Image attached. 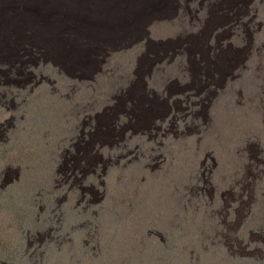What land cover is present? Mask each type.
Instances as JSON below:
<instances>
[{"label":"rangeland","instance_id":"rangeland-1","mask_svg":"<svg viewBox=\"0 0 264 264\" xmlns=\"http://www.w3.org/2000/svg\"><path fill=\"white\" fill-rule=\"evenodd\" d=\"M187 1L124 0L98 56V40L47 39L90 37L95 0H0V90L17 93L0 106V264H264V0ZM214 58L204 100L196 63Z\"/></svg>","mask_w":264,"mask_h":264},{"label":"bare ground","instance_id":"bare-ground-1","mask_svg":"<svg viewBox=\"0 0 264 264\" xmlns=\"http://www.w3.org/2000/svg\"><path fill=\"white\" fill-rule=\"evenodd\" d=\"M62 1V0H61ZM112 1H114V0H95V5H94V8H93V13H95V18L94 19H92L91 20V22H90V20H88V22L85 24L86 26L87 25H89V24H92V25H90V26H92V28L90 29V33H91V36L93 35V36H96V39H93V40H98V52H97V54H98V56H99V50L101 49V52L103 51V43L104 42H107V41H110V40H112L116 35H117V33H115L116 32V30L114 29V17H115V15H116V10L114 9V7H113V5H112ZM233 2V1H232ZM12 3V2H11ZM195 3H196V1L195 0H190V4H189V6L187 7V10H191L192 9V4H193V6L195 5ZM203 3V2H202ZM1 4V3H0ZM5 4V3H4ZM7 4H8V2H7ZM60 4V3H59ZM136 4L138 5L139 3L138 2H136ZM232 4V3H231ZM231 4H229V5H231ZM3 5V4H2ZM137 5H136V8H137ZM7 7H8V5H7ZM10 7V6H9ZM8 7V8H9ZM31 7V6H30ZM179 7H181V5L180 4H178V8ZM203 7V10H204V6H202ZM229 7V6H228ZM233 7L236 9V7L233 5ZM238 7V6H237ZM182 8V7H181ZM198 8V7H197ZM196 8V9H197ZM243 8V7H242ZM215 9V8H214ZM213 9V10H214ZM32 10V9H31ZM30 10V11H31ZM202 10V11H203ZM211 10V9H210ZM231 10V9H230ZM233 10V9H232ZM239 10V9H238ZM28 11V10H27ZM199 11V10H198ZM29 12V11H28ZM55 12V11H54ZM211 12V11H210ZM213 12V11H212ZM216 12V11H215ZM241 12V11H240ZM32 13H34V12H32ZM56 13H58V12H56ZM60 13V12H59ZM192 13V12H191ZM200 13H202V12H200ZM200 13L198 12L197 13V15L196 16H194V17H196V18H193V17H191L190 15V17L191 18H189V26H192V30L190 31V30H188V34L190 35V37H196L197 36V34H198V32L199 31H201V26H202V24L203 23H205L206 21H207V16H205V14H202V15H200ZM237 13V12H236ZM239 13V12H238ZM238 13L236 14L237 16H238ZM29 14V13H28ZM215 14V13H214ZM213 14V15H214ZM243 14V13H242ZM186 15H187V12L185 11V12H183L182 13V15H180V9H178L177 10V13H176V19L179 17V16H181L182 18H183V16H184V21H183V26H184V24L187 22V17H186ZM29 16H30V14H29ZM60 16V15H59ZM211 17V16H210ZM214 17V16H213ZM216 17V16H215ZM49 18V17H48ZM47 18V19H48ZM135 18V17H134ZM180 18V17H179ZM187 18V19H186ZM212 18V17H211ZM218 18V17H217ZM225 18V17H224ZM229 18H230V16H229ZM238 18H240L239 16H238ZM25 19V18H24ZM28 19H31V18H28ZM46 19V20H47ZM58 19V18H57ZM216 19V18H215ZM228 19V18H227ZM1 20V19H0ZM23 20V19H22ZM44 20V19H43ZM81 20V19H80ZM210 20V19H209ZM232 20V19H231ZM20 21V20H19ZM31 21V20H30ZM37 21V20H36ZM68 21V20H67ZM82 21V20H81ZM225 21V20H224ZM239 20L237 19V22H238ZM4 22V21H3ZM3 22H2V24H3ZM34 22V24H35V21H33ZM43 22V21H42ZM77 22V21H76ZM213 22V21H212ZM8 23V22H7ZM16 23V22H15ZM19 23V22H18ZM45 23V22H44ZM43 23V24H44ZM225 23V22H224ZM227 23V22H226ZM67 24V23H66ZM206 24V23H205ZM204 24V25H205ZM238 24V23H237ZM18 25V24H17ZM31 25V24H30ZM220 25H221V23H220ZM223 25V24H222ZM221 25V26H222ZM230 25H231V23H230ZM236 25V24H235ZM6 27V25H3V27ZM14 26V25H13ZM13 26H12V29H13ZM32 26H34V25H32ZM32 26H31V28H32ZM47 26V25H46ZM54 26V25H53ZM84 26V25H83ZM97 26V27H96ZM182 26V27H183ZM0 27H2V26H0ZM10 27V26H9ZM37 27V26H36ZM39 27H41V26H39ZM69 27V26H68ZM78 27V26H77ZM88 27V26H87ZM7 28V27H6ZM35 28V27H34ZM33 28V29H34ZM47 28V27H46ZM188 28V27H187ZM197 28V29H196ZM231 28V27H230ZM239 28V27H238ZM39 29V28H38ZM53 31H51L50 30V33H48V37H47V39H50V40H52V41H55V42H62V41H68V39H70V38H76V37H78V38H82V37H87V34L85 35V34H83L82 33V36L80 35V34H76L74 31L72 32V30L71 29H68V28H66L65 30H61V32L54 26L53 28ZM83 29V28H82ZM206 29V28H205ZM209 29V28H208ZM214 29H216V28H214ZM1 30V29H0ZM29 28L28 27H26V26H24L23 24H19L18 25V27L16 28V34L13 36V37H15V39H18V41H30L33 37L31 36L32 35V32L30 33V34H26V32L28 31L29 32ZM45 30V29H44ZM78 30V29H77ZM95 30V32H96V34H94L93 33V31ZM230 30V29H229ZM231 30H232V28H231ZM5 31V30H4ZM11 31V30H10ZM204 31V30H203ZM206 31H207V29H206ZM205 31V32H206ZM215 31V30H214ZM214 31H212L213 32V35H210V37H209V42L212 40V37L214 36L215 37V35L216 34H214ZM225 31H226V29H225ZM228 31V30H227ZM3 32V31H2ZM48 32V31H47ZM83 32V31H82ZM190 32V33H189ZM219 32V31H218ZM230 32V31H229ZM4 33V32H3ZM38 33V32H37ZM81 33V32H80ZM195 33V34H194ZM224 33H226V32H224ZM235 33V32H234ZM233 32H232V34H234ZM238 33V32H237ZM257 33V32H256ZM7 34V33H6ZM13 34V33H12ZM47 34V33H46ZM210 34V33H209ZM9 35V34H8ZM38 35H39V33H38ZM44 35V34H43ZM49 35H51V38L49 37ZM204 35V34H203ZM202 35V36H203ZM4 36V35H3ZM6 36V35H5ZM42 36V35H41ZM46 36V35H45ZM229 36V35H228ZM233 36H235V35H233ZM237 36H239V35H237ZM8 37V36H7ZM189 37V38H190ZM252 37H253V34H252ZM35 38V37H34ZM37 38V37H36ZM44 38V37H43ZM142 38H144V37H142ZM141 38V39H142ZM206 38V37H205ZM13 39V38H12ZM46 39V38H45ZM196 39V38H195ZM200 39V38H199ZM204 39V38H203ZM227 39H230V40H232L231 39V36L230 37H227V35L226 36H224V37H222V38H220L219 40L221 41V42H223L224 40H227ZM241 39V38H240ZM14 40V39H13ZM77 40V39H76ZM79 40V39H78ZM83 40V39H82ZM139 40V39H138ZM202 40V39H201ZM204 40H206V39H204ZM73 41V40H72ZM193 41H194V39H193ZM197 41H198V39H197ZM84 42V41H83ZM195 42V41H194ZM203 42V41H202ZM227 42V41H226ZM241 42V41H240ZM108 43V42H107ZM208 43V42H207ZM213 43V42H212ZM108 44H110V43H108ZM196 44V43H195ZM223 44V43H222ZM230 44V43H229ZM94 45H96V44H94ZM105 45V44H104ZM212 45V44H211ZM218 45H220V44H218ZM227 45V44H226ZM225 45V46H226ZM91 46V45H90ZM203 46V45H202ZM209 46V45H208ZM229 46V45H228ZM231 47H234V45H233V43H232V45H230ZM206 47V46H205ZM204 47V48H205ZM210 47V46H209ZM214 47V46H213ZM237 47H239V46H237ZM90 48V47H89ZM219 48V47H218ZM240 48V47H239ZM96 49V48H95ZM106 49V48H105ZM200 49V48H199ZM216 49V48H215ZM222 49V48H221ZM212 50V49H211ZM225 50H226V48H225ZM232 50H234V49H232ZM240 50V49H239ZM90 51V50H89ZM88 51V52H89ZM93 51V50H92ZM193 51V50H192ZM201 51V50H200ZM203 51V50H202ZM206 51V50H205ZM218 51V50H217ZM222 51V50H221ZM224 51V50H223ZM100 52V53H101ZM207 52V51H206ZM209 52H210V50H209ZM214 52V51H213ZM216 52V51H215ZM234 52V51H233ZM193 53H195V50H194V52ZM225 53V52H224ZM230 53V52H229ZM240 53V52H239ZM95 54V53H94ZM202 55H204L203 53H201ZM208 54V53H207ZM106 55L108 56V54L106 53ZM205 55H206V53H205ZM211 55V54H210ZM240 55V54H239ZM94 56V55H93ZM183 56V55H182ZM192 56V54L191 53H188V55H187V58H188V75H193L192 73H194V68L195 67H193V66H191V63H192V60H191V57ZM196 56V55H195ZM215 57V56H214ZM210 58V57H209ZM106 60V59H105ZM104 60V62H107V61H105ZM197 60V59H196ZM195 61V60H194ZM201 61V60H200ZM242 61V60H241ZM245 61V60H244ZM194 63V62H193ZM207 64V63H206ZM242 64V63H241ZM183 65V61L181 60V62H180V67ZM245 65V64H244ZM194 66H196L195 64H194ZM187 68V67H186ZM196 69V68H195ZM6 71V70H5ZM0 73H1V71H0ZM7 73V72H6ZM5 73V74H6ZM11 73H13V71L12 70H10L9 71V74L11 75ZM31 74V73H30ZM34 73L32 72V74L31 75H33ZM233 74V73H232ZM34 76V75H33ZM185 77V76H184ZM193 77V76H192ZM186 78H188V77H186ZM214 78V77H213ZM28 79H30V78H28ZM32 79V78H31ZM30 79V80H31ZM38 79V78H37ZM195 79V78H194ZM1 80L2 79H0V87H4L5 85H3V83L1 82ZM10 80H11V78H10ZM14 80V79H13ZM183 80V79H182ZM3 81V80H2ZM29 81V80H28ZM33 81V80H32ZM193 81V80H192ZM4 82H5V80H4ZM7 82V81H6ZM12 82V81H11ZM43 82V81H42ZM14 83V82H13ZM44 83V82H43ZM176 83V82H175ZM189 83V82H188ZM8 84V83H7ZM10 84V83H9ZM20 84V83H19ZM178 84H180V83H178ZM185 84V83H184ZM183 84V85H184ZM13 84L11 83L8 87H11ZM20 85H22V84H20ZM31 85H33V84H31ZM145 85V84H144ZM186 85V84H185ZM191 85H192V83H191ZM208 85V84H207ZM24 86V85H23ZM146 86H147V84H146ZM180 86V85H179ZM187 86V85H186ZM13 87H14V85H13ZM185 87V86H184ZM188 87V86H187ZM192 87V86H191ZM29 88V87H28ZM177 88V87H176ZM181 88V87H180ZM183 88V87H182ZM225 88V87H224ZM36 89H38V88H36ZM48 89V88H47ZM187 90H189V88H186ZM193 89V88H192ZM204 89V88H203ZM21 90H23V89H21ZM26 90V89H25ZM44 90V89H43ZM179 90V89H178ZM184 90V89H183ZM182 91V90H181ZM185 91V90H184ZM183 91V92H184ZM38 92V91H37ZM178 92V91H177ZM194 92V91H193ZM180 93V92H179ZM192 93V92H191ZM23 94V93H22ZM27 94V93H26ZM33 94V93H32ZM35 94V93H34ZM169 94V93H168ZM199 94V93H198ZM12 95H13V101H16V95H17V93H15L13 90H8V88H6L5 89V91H3V90H0V106H4V104H5V101L6 102H8V101H11V99H12ZM191 95V94H190ZM204 95V94H203ZM21 96V95H20ZM32 96V95H31ZM165 96V95H164ZM166 96H168V95H166ZM23 97V96H22ZM169 97V96H168ZM183 97V96H182ZM190 97V96H189ZM188 97V98H189ZM177 98H179V97H177ZM202 98V97H201ZM204 99V98H203ZM18 100H19V98H18ZM169 100V99H168ZM186 100V99H185ZM194 100V99H193ZM177 101V100H176ZM184 101V100H183ZM182 101V102H183ZM34 102H35V99H34ZM211 102V101H210ZM30 103H31V101H30ZM168 103V102H167ZM172 103V102H171ZM173 103H175V101L173 102ZM186 103V102H185ZM206 103V102H205ZM204 103V104H205ZM182 104V103H181ZM187 104H188V102H187ZM23 105H26V104H23ZM175 105V104H174ZM190 105H191V103H190ZM170 107H171V105H169ZM181 106V105H180ZM174 107V106H173ZM175 107H176V105H175ZM177 107H178V105H177ZM181 108V107H180ZM192 109V108H191ZM171 111V110H170ZM176 111V110H175ZM187 112H188V110H187ZM192 112V114H193V111H191ZM196 113V112H195ZM179 114V113H178ZM175 115V114H174ZM173 117H175V116H173ZM177 117H179V116H177ZM181 118V117H180ZM34 117H32V121L34 122ZM24 123L25 122H27V120H28V118H27V115H25V117H24ZM178 120V119H177ZM13 128H15L16 127V124L15 123H13V126H12ZM161 129V128H160ZM104 131V130H103ZM105 132V131H104ZM4 135H5V133H4ZM7 135V134H6ZM1 140V139H0ZM3 140V139H2ZM3 142H6V143H8L9 144V137L7 136V138L5 137V139L3 140ZM63 145H64V147H61L60 148V150H68V149H66V147H65V143H63ZM81 147V146H80ZM83 149V148H82ZM86 149V148H85ZM69 156V155H68ZM79 156V155H78ZM80 159V158H79ZM78 159V160H79ZM81 160H82V158H81ZM80 160V161H81ZM71 162V161H70ZM83 162V161H82ZM71 164V163H70ZM77 164V163H76ZM79 164H80V162H79ZM69 168H70V165H69ZM9 175V174H8ZM2 177V176H1ZM16 177V176H15ZM10 178V177H9ZM12 178V177H11ZM15 179V178H14ZM7 180H8V178H7ZM9 181V180H8ZM10 182V181H9ZM8 182V183H9ZM17 182V181H16ZM19 182V181H18ZM7 183V184H8ZM0 185H1V183H0ZM35 186V185H34ZM33 186V187H34ZM32 187V186H31ZM2 189V188H1ZM32 192H34V191H32Z\"/></svg>","mask_w":264,"mask_h":264},{"label":"clouds","instance_id":"clouds-1","mask_svg":"<svg viewBox=\"0 0 264 264\" xmlns=\"http://www.w3.org/2000/svg\"><path fill=\"white\" fill-rule=\"evenodd\" d=\"M120 1V0H119ZM189 1V0H188ZM188 1H187V3H188ZM242 1V0H241ZM122 3H123V5H122V7H121V10H122V12L123 11H125L126 9L128 10V14L126 15V16H129L130 14H132V10H131V8L129 7L130 5L129 4H124V0H122L121 1ZM164 2H168V0H159V6L161 7V6H163L164 5ZM181 4H183L182 2H180ZM179 3V4H180ZM147 3H146V1H145V5H146ZM150 4H151V2H150ZM129 5V6H128ZM143 5H144V3H143ZM143 10H147V8H145V9H143ZM222 11H223V9H221L220 10V12L222 13ZM226 13V15L227 16H232V12L230 11V10H228V11H225ZM144 13H146V15H147V11L146 12H144ZM210 14H211V12H210ZM210 14H209V16H210ZM126 16L125 17H123L122 18V16L121 17H116V18H114V21H115V23H114V29L117 27V24L118 23H125L126 22ZM132 18L133 17H129V19H128V21L130 22L131 20H132ZM128 22V23H129ZM249 24V23H248ZM125 26V24H123V25H121L120 26V28L118 29V31L116 32L117 33V36H116V38L117 37H119L120 36V32L121 31H123V27ZM126 27H128L127 26V24H126ZM225 30V29H224ZM81 35V34H80ZM88 35L90 36L91 35V33L90 32H88ZM125 35H127V33L125 34ZM210 35H213V32L210 34ZM82 36V35H81ZM217 36H219V38H222V37H224V36H226L225 34H223V35H216V39H217ZM91 37V36H90ZM90 37H82V39L83 38H85V39H88V40H90V41H93V39H92V37L90 38ZM115 38H113L112 40H114ZM213 39H215V37L213 36L212 37V40ZM211 40V41H212ZM210 41V42H211ZM255 41V40H254ZM254 41H253V38H252V40H251V42L252 43H249L248 45H246V48L248 49V50H250L249 52H251V50L253 49V46H254ZM223 42H226V40H224ZM53 43V42H52ZM211 47V49L213 48V46H210ZM239 48V47H238ZM239 49H241V50H243L244 51V49L242 48V47H240ZM20 53V52H19ZM2 58V57H1ZM198 63V62H197ZM196 63V65H197V67H199L200 69H202V73L200 74V77L199 78H197V80H196V85H197V87H199L200 88V86L198 85V84H200V83H202L204 86V95H203V98H204V100L205 99H209V96H210V93H211V88L207 85L210 81V79L211 78H213V75H214V72H215V66H213V65H217L218 63H219V61H217L216 60V58H214V60L212 61V63H210L209 62V64H210V68H208V66L205 64V63H203L202 64V66L201 65H198ZM208 71H210V72H208ZM212 72V73H211ZM211 73V74H210ZM191 82L194 84V82L191 80ZM147 87H148V83H147ZM194 95V94H193ZM216 97V94L214 93L213 95H211V99H214ZM201 101H203L202 99H201ZM147 107H148V105H147ZM208 114V113H207ZM215 160H216V158H214ZM229 187H230V185H229ZM234 191V190H233ZM233 191H231V192H229L230 194H229V200L231 201L232 199H233V197L236 199V200H238V196L237 195H235V194H233ZM260 199V197H259V195H258V193L254 190V195H253V198H252V200H251V202H256L257 200H259ZM261 200V199H260ZM240 203L242 204L243 202H242V199H241V201H240ZM236 208V207H235Z\"/></svg>","mask_w":264,"mask_h":264}]
</instances>
